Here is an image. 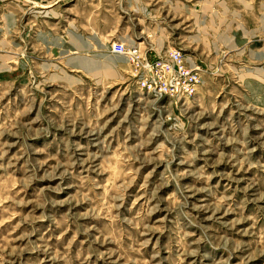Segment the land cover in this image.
Segmentation results:
<instances>
[{"label": "rangeland", "instance_id": "1", "mask_svg": "<svg viewBox=\"0 0 264 264\" xmlns=\"http://www.w3.org/2000/svg\"><path fill=\"white\" fill-rule=\"evenodd\" d=\"M0 264H264V0H0Z\"/></svg>", "mask_w": 264, "mask_h": 264}, {"label": "built area", "instance_id": "2", "mask_svg": "<svg viewBox=\"0 0 264 264\" xmlns=\"http://www.w3.org/2000/svg\"><path fill=\"white\" fill-rule=\"evenodd\" d=\"M111 50L127 57L139 86L150 93L182 100L193 96L202 83L200 64L191 62L181 50L173 49L165 56H155L123 40H115Z\"/></svg>", "mask_w": 264, "mask_h": 264}, {"label": "crops", "instance_id": "3", "mask_svg": "<svg viewBox=\"0 0 264 264\" xmlns=\"http://www.w3.org/2000/svg\"><path fill=\"white\" fill-rule=\"evenodd\" d=\"M101 33L98 31V34ZM135 35V33L132 34V32H128L123 29H112L111 32H106L105 35H103V38L105 40H127L132 39L131 36ZM101 39V38H100Z\"/></svg>", "mask_w": 264, "mask_h": 264}, {"label": "water", "instance_id": "4", "mask_svg": "<svg viewBox=\"0 0 264 264\" xmlns=\"http://www.w3.org/2000/svg\"><path fill=\"white\" fill-rule=\"evenodd\" d=\"M87 48H89L88 45H83V47H82V48H79V49L83 50V49H87ZM72 66H74V67H79V68H85L84 66L82 67V66L79 65V64H72Z\"/></svg>", "mask_w": 264, "mask_h": 264}, {"label": "bare ground", "instance_id": "5", "mask_svg": "<svg viewBox=\"0 0 264 264\" xmlns=\"http://www.w3.org/2000/svg\"><path fill=\"white\" fill-rule=\"evenodd\" d=\"M123 56V55H122Z\"/></svg>", "mask_w": 264, "mask_h": 264}]
</instances>
